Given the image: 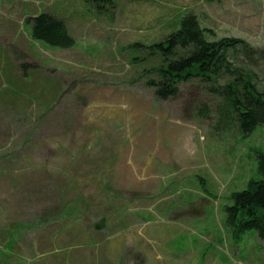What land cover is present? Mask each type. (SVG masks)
Instances as JSON below:
<instances>
[{"label":"rangeland","instance_id":"374dc122","mask_svg":"<svg viewBox=\"0 0 264 264\" xmlns=\"http://www.w3.org/2000/svg\"><path fill=\"white\" fill-rule=\"evenodd\" d=\"M41 13L75 45L33 39ZM188 15L264 58V0H0V264H264L226 213L262 179L264 126L223 124L199 80L166 100L149 86L147 46Z\"/></svg>","mask_w":264,"mask_h":264},{"label":"trees","instance_id":"16d2710c","mask_svg":"<svg viewBox=\"0 0 264 264\" xmlns=\"http://www.w3.org/2000/svg\"><path fill=\"white\" fill-rule=\"evenodd\" d=\"M33 39L47 45L70 48L75 40L62 20L41 13L28 20ZM159 62L157 81H150L160 100L180 94V84L199 80L218 99L216 110L223 124L236 123L247 136L264 126V88L257 86V66L264 58L240 38L209 41L194 15H188L180 28L166 40L147 46ZM224 79V83L220 80ZM225 122V123H224ZM258 169L262 179L236 192L233 203L226 207L227 225L237 237L256 230L264 239V155H259Z\"/></svg>","mask_w":264,"mask_h":264},{"label":"crops","instance_id":"0c3cea01","mask_svg":"<svg viewBox=\"0 0 264 264\" xmlns=\"http://www.w3.org/2000/svg\"><path fill=\"white\" fill-rule=\"evenodd\" d=\"M6 168V169H5ZM0 167V170H2L3 171V173H1V177H0V194H2L4 191H5V188H6V186L9 184L8 182H7V180H6V178H5V176H4V173L7 171V169H13V167L12 168H10V167H8V166H6V167ZM2 203H3V199H2ZM3 209V214H5L4 213V210H5V208L3 207L2 208ZM6 211V210H5ZM2 213V212H1ZM15 223L13 222V221H9L8 222V224L7 223H5V224H2L4 227L5 226H7V225H14Z\"/></svg>","mask_w":264,"mask_h":264}]
</instances>
